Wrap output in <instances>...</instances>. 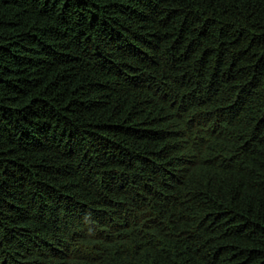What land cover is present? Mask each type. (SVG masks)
Masks as SVG:
<instances>
[{
  "label": "trees",
  "instance_id": "16d2710c",
  "mask_svg": "<svg viewBox=\"0 0 264 264\" xmlns=\"http://www.w3.org/2000/svg\"><path fill=\"white\" fill-rule=\"evenodd\" d=\"M0 264H264V0H0Z\"/></svg>",
  "mask_w": 264,
  "mask_h": 264
}]
</instances>
